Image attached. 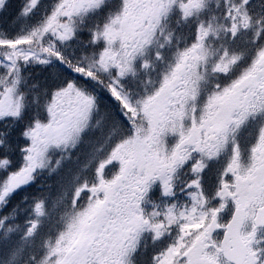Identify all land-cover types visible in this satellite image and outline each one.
I'll use <instances>...</instances> for the list:
<instances>
[{
	"label": "snow or ice",
	"instance_id": "obj_1",
	"mask_svg": "<svg viewBox=\"0 0 264 264\" xmlns=\"http://www.w3.org/2000/svg\"><path fill=\"white\" fill-rule=\"evenodd\" d=\"M0 264H264V0H0Z\"/></svg>",
	"mask_w": 264,
	"mask_h": 264
}]
</instances>
